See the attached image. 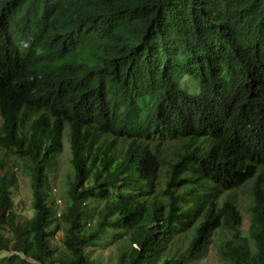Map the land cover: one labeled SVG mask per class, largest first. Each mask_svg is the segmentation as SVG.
Returning <instances> with one entry per match:
<instances>
[{"label":"trees","instance_id":"16d2710c","mask_svg":"<svg viewBox=\"0 0 264 264\" xmlns=\"http://www.w3.org/2000/svg\"><path fill=\"white\" fill-rule=\"evenodd\" d=\"M0 121L33 210L17 215L0 162L7 264H101L86 248L103 235L120 241L114 264H198L214 237L232 264H264V0H0ZM65 130L56 218L47 180Z\"/></svg>","mask_w":264,"mask_h":264},{"label":"rangeland","instance_id":"374dc122","mask_svg":"<svg viewBox=\"0 0 264 264\" xmlns=\"http://www.w3.org/2000/svg\"><path fill=\"white\" fill-rule=\"evenodd\" d=\"M196 80L185 76L179 86L186 93L193 95L192 90ZM198 91L195 90L196 94ZM1 123V121H0ZM54 164L50 167L51 171L48 173V202L56 208V218L65 210L67 205V189L68 179L70 178V149L68 144V131L65 130L63 134V148L54 160ZM0 162L3 163L5 170L11 171L16 178V181L12 187V199L14 203V209L17 215L21 218H30L32 216V191L30 187V179L27 173L22 169V165L17 160L16 154L6 147V143L0 140ZM162 176L158 180H162ZM162 185L157 184L155 190H160ZM247 188L238 191V206L242 214V227L241 232L244 236L247 235V228L249 225V212L248 207L250 201L248 199ZM100 207L99 204L95 205L92 209L97 211ZM66 226L57 220L50 221V225L47 228L50 234L49 240L53 250V255L66 252L63 246L62 238L65 232ZM3 234L10 238V236L3 230ZM186 235V234H185ZM184 236H176L174 238V247L182 246ZM120 245V241L115 237L103 235L97 242L86 248V252L89 257L98 260L101 264H114L117 247ZM222 242L218 237H214L212 243L207 249V254L203 258H199L198 264H232L226 260L222 255ZM10 256V253L0 252V264H7L5 259Z\"/></svg>","mask_w":264,"mask_h":264}]
</instances>
